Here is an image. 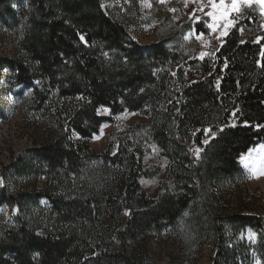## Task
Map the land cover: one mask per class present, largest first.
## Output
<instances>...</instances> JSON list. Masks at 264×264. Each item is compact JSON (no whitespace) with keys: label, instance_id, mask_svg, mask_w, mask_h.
Listing matches in <instances>:
<instances>
[{"label":"trees","instance_id":"16d2710c","mask_svg":"<svg viewBox=\"0 0 264 264\" xmlns=\"http://www.w3.org/2000/svg\"><path fill=\"white\" fill-rule=\"evenodd\" d=\"M12 1L29 4L25 21ZM104 1L0 0V25L16 30V53L0 56V66L15 71L17 85L33 88L24 113L47 134L11 164L33 180L43 174L46 184L7 194L19 214L0 230V264H155L145 239L180 228L197 249L207 241L215 246L212 264H264V234L258 244L238 236L264 231V211L247 201L249 178L239 162L264 142V127H255L264 125L260 12L245 8L214 59L197 64L181 61L163 41L132 40ZM193 70L203 77L189 81ZM101 107L152 117L149 137L170 162L157 198L139 180L151 171L137 131L115 136L101 152L92 148L108 122ZM186 247L172 252L169 264L190 261L194 250Z\"/></svg>","mask_w":264,"mask_h":264},{"label":"rangeland","instance_id":"374dc122","mask_svg":"<svg viewBox=\"0 0 264 264\" xmlns=\"http://www.w3.org/2000/svg\"><path fill=\"white\" fill-rule=\"evenodd\" d=\"M104 2L107 3L113 15L127 27L132 40L145 46L163 41L174 52L178 51L182 54V56L178 55L181 61L183 58L195 61L198 64L204 59L213 60L216 51L223 42L224 36L217 39L216 36L219 35V32L213 34L207 28L206 25L210 20L203 13L196 12V15L201 17L200 22H197L195 18H190L193 9L197 8L194 3L190 2L185 7L184 0H166L165 3H160V0H105ZM11 4L16 9V15L22 21H25L30 10L29 4L25 1H12ZM156 6H160L163 11H169L172 17L167 19L166 14L158 12ZM251 7L256 8L261 14V8L258 4H253ZM173 8L177 11L172 12L171 9ZM207 10L206 8L205 11ZM261 16L264 27V15L261 14ZM240 20H242V16L238 19V22ZM241 29H243L242 33H249V31L244 30L243 26L240 27ZM230 30L231 28L228 32ZM190 33H204V36L202 39L197 40L195 35H190ZM186 36L189 38L185 39ZM15 38V29L0 25V56L15 55ZM205 41L210 43L206 44ZM201 52H207L210 55L200 59ZM197 64H195L196 68L199 66ZM173 67V69H182L181 64H176ZM202 77L201 73L193 70V73L189 76V81L201 79ZM32 93V87L16 84L13 69L0 66V181H2L0 183V201L5 198L8 199V193L16 194L18 191L25 189L35 190L43 188L46 184V178L41 176L43 174H36L34 176L36 179L33 180L30 175H18L11 168V164L19 155L27 154L28 149L39 145L40 140L47 135L44 133L45 128L38 130L36 126L27 120V115L24 113L23 107L32 97ZM98 114L107 117L108 122L103 124L100 131L94 135L91 140L92 148L97 152H101L115 136L133 133L132 131L136 133L137 131L145 151L144 167L151 171L150 177L141 176L139 180L147 194L152 198H157L162 191L161 182L167 178L170 162L161 155L160 148L149 137V130L152 128V117L131 111L112 115L107 107L98 109ZM142 125L147 126L142 127ZM71 137L74 140L80 139L76 131L71 132ZM260 145H264V142H259L250 149H258ZM196 149L197 147H193L195 158H197ZM200 154L201 152L199 156ZM243 155L252 159L258 158L261 153L259 151L249 153L248 151ZM240 165L247 172L249 178L246 187L252 196L247 201L254 202L255 207H260L264 211V175H260L258 172L253 176L250 172L252 165L247 168L241 162ZM4 186L6 190L2 191ZM8 200L0 206V230L7 225L16 224V218L19 214V207L13 203V200ZM126 212H129L127 207L124 209V213ZM179 231L181 233L178 230L172 232V230L167 229L160 235H148L143 248L148 252L150 259L155 264H169L172 252L181 251L183 246L187 248L186 246L190 244L194 252L189 257L190 261H186L184 264H212V258L216 254L215 246L207 241L197 249L192 245V239L186 241V238L182 236V228ZM250 233L256 234L254 241L249 239ZM260 234H264V231L260 233L255 229L247 228L238 236L241 239H247L252 244H258ZM135 245L136 243L129 242L125 245V248L128 251H133ZM257 261L259 260L255 259L253 264H257Z\"/></svg>","mask_w":264,"mask_h":264},{"label":"snow or ice","instance_id":"6c2138e0","mask_svg":"<svg viewBox=\"0 0 264 264\" xmlns=\"http://www.w3.org/2000/svg\"><path fill=\"white\" fill-rule=\"evenodd\" d=\"M166 0H160V3H165ZM194 3L197 5V8L193 9L190 14V18H195L197 22H200L201 17L196 15V12L203 13L204 16L208 17L210 22L207 23V28L211 30V33L219 32V35L216 36L217 39L228 34V30L234 27L238 23V19L243 15V9L245 7H251L253 4H258L261 8V14L264 15V0H184L185 7L188 6L189 3ZM103 6V5H102ZM208 9L205 11V9ZM172 12H176L175 8L171 9ZM243 29H241V32ZM195 35L197 40L202 39L204 33L193 34ZM189 37L186 36L185 39ZM260 38H258L259 40ZM80 40L85 41L83 35L80 36ZM206 44H209V41H205ZM210 55L207 52L200 53V59H203L205 56ZM261 56L264 57V52L261 53ZM264 67V65H261ZM217 88H219V81H217ZM235 115V113H233ZM234 126V125H233ZM257 129L264 127V125H256ZM206 132H211V129L205 130ZM223 131V129H221ZM215 136V133H212ZM209 141L205 140L203 143L207 144ZM249 153L253 151H259L261 155L258 158L249 159V156L241 155L240 162L244 164L247 168L249 165H252L250 168V172L253 176H255L258 172L260 175H264V145H260L258 149H249ZM197 158H199V153L201 152L200 148L195 150ZM2 183V181H0ZM129 214V213H125ZM187 215V213H185ZM255 233L249 234V239L255 240ZM257 264H260V261H257Z\"/></svg>","mask_w":264,"mask_h":264}]
</instances>
